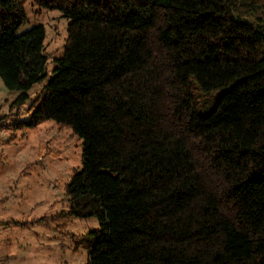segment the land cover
<instances>
[{
    "label": "trees",
    "instance_id": "1",
    "mask_svg": "<svg viewBox=\"0 0 264 264\" xmlns=\"http://www.w3.org/2000/svg\"><path fill=\"white\" fill-rule=\"evenodd\" d=\"M69 37L32 125L83 140L71 213L95 216L87 264H264V0H32ZM0 0V77H46L45 29ZM226 89L199 114L192 80ZM19 224V221H12Z\"/></svg>",
    "mask_w": 264,
    "mask_h": 264
},
{
    "label": "rangeland",
    "instance_id": "2",
    "mask_svg": "<svg viewBox=\"0 0 264 264\" xmlns=\"http://www.w3.org/2000/svg\"><path fill=\"white\" fill-rule=\"evenodd\" d=\"M25 10L18 34L43 26L48 62L45 79L22 101L0 77V264H87L91 233L100 230V221L72 214L68 193L82 168L83 140L55 120L31 123L41 104L40 90L63 55L70 20L32 0H25ZM192 88L201 116H207L226 92H205L195 79Z\"/></svg>",
    "mask_w": 264,
    "mask_h": 264
}]
</instances>
